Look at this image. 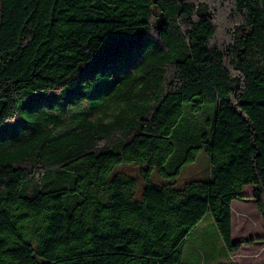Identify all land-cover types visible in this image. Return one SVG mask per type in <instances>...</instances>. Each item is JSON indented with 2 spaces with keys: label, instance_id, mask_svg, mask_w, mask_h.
<instances>
[{
  "label": "trees",
  "instance_id": "16d2710c",
  "mask_svg": "<svg viewBox=\"0 0 264 264\" xmlns=\"http://www.w3.org/2000/svg\"><path fill=\"white\" fill-rule=\"evenodd\" d=\"M225 2L218 42L204 0H0V264H189L206 214L254 242L231 205L251 186L264 221V0Z\"/></svg>",
  "mask_w": 264,
  "mask_h": 264
},
{
  "label": "rangeland",
  "instance_id": "374dc122",
  "mask_svg": "<svg viewBox=\"0 0 264 264\" xmlns=\"http://www.w3.org/2000/svg\"><path fill=\"white\" fill-rule=\"evenodd\" d=\"M213 8L217 23L216 40L224 42L229 38L236 17L230 14L229 5L225 0H204ZM207 155L203 149L198 151L195 160L182 166L177 178L182 182L191 176L201 175L207 169ZM122 171L136 177L138 191L142 185L139 167L134 164H124L119 167ZM159 176L153 173L156 180ZM251 186L244 191L247 199L232 201V240L254 239L253 243H244L240 247L227 253L226 247L219 235L210 214H206L188 234L184 245V258L189 264H264V221L252 201ZM261 239V240H259Z\"/></svg>",
  "mask_w": 264,
  "mask_h": 264
}]
</instances>
